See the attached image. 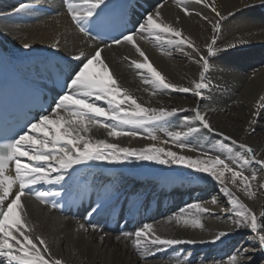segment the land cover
<instances>
[{
    "label": "bare ground",
    "instance_id": "bare-ground-1",
    "mask_svg": "<svg viewBox=\"0 0 264 264\" xmlns=\"http://www.w3.org/2000/svg\"><path fill=\"white\" fill-rule=\"evenodd\" d=\"M20 3L28 4L29 7L21 13L8 15ZM208 3H214L226 19L221 21V30L216 34L215 47L220 51L209 57L210 67L206 77L211 81L212 87L205 91L202 101L190 93L171 90L151 96L150 85H145L141 79V74L150 75L147 69L137 70L131 65L132 59L143 60L131 45H113L105 49L102 56L118 78V82L127 88L138 102H144L146 106L151 107L186 109L199 105L202 111H206L207 118L216 131L208 132L201 127L198 133L185 138V142L197 151H181L174 147L171 141L166 147L194 158L203 151L231 161L235 158V153L243 150L231 144L230 140L224 139V136H230L238 142L248 144L264 158V111L253 115L258 111L257 101L264 96V7L258 6V0L255 7L245 6L250 4L251 0H208ZM41 6L49 8L51 12L43 11ZM132 6L130 14L135 27L131 30H135L147 14L160 6L163 18L181 29L183 35L191 39L202 54L207 55L206 45L212 42V26L195 15V12H201L213 22L218 18L204 4H196L194 0H182L181 7L188 8L192 13L187 16L181 11V7H177L174 0H133ZM229 13L234 15L229 16ZM240 38L248 42L235 48L225 47ZM57 39L60 47L53 49L51 44ZM166 39L167 36L157 42L154 38L140 40L137 37L139 46L153 67L167 80L188 86L190 81L198 78L200 66L182 53L176 52L174 48L171 56L161 55L158 45L170 47L166 44ZM25 42L31 47L23 48ZM89 44L93 47L97 44L103 47L104 44L111 43L92 41L79 33L67 15L64 0H0V55L23 77L36 72L40 75L44 66L56 60L71 62L75 67L79 61H73L72 57L81 49L89 51ZM185 50L191 52V49ZM126 56L129 57L128 60L124 59ZM92 70L98 71L95 66ZM146 88L149 91H145ZM191 115L193 113L187 111L168 118L160 125L158 134L162 139H167L165 130L186 131L182 119ZM253 119L256 122L249 127V121ZM193 126L200 127L198 123ZM246 127L249 128L247 132ZM138 131L141 135L135 138L108 139L121 146L134 148H143L153 143L143 138L142 129ZM99 135L104 138L105 134L101 131ZM228 149H232V152ZM252 171L257 172L258 182L264 181V171L260 170L259 165L247 166L245 174L251 175ZM83 178L92 180L104 189L113 190L111 198L117 194L125 195L126 200L133 204H138L145 197L149 202L158 199L156 220L144 224H152L161 236L204 240L206 243L173 245L156 252L154 256L149 255L142 259L132 246V241L122 234L107 232L97 227L94 230L81 218L60 215L56 210L41 205L34 199L26 200L29 219L36 226V232L45 237L53 254L67 264H178V261L182 262L185 258L189 264H227L228 257L243 248L250 250L246 255L251 258V264H264V251L260 250L254 234L249 229L233 227L230 221L233 215L231 206L227 203V197L220 192L221 185L204 173L195 172L183 165L158 164L135 158L121 163L90 161L75 166L60 185L43 186L62 188ZM228 186L232 188V185ZM236 195L252 208L258 217L264 214V188L256 187L255 199H248L243 192H236ZM213 200L216 201L215 204L212 203ZM197 202L206 205L213 213L202 214L204 229L178 225L175 217L184 215L189 218L188 214L195 209H188L187 205ZM181 209H184L183 214ZM169 217H172L171 221ZM77 222L84 223L87 232H77ZM144 224H140V227ZM137 229L127 233H134ZM220 230L228 231L229 234L213 243V234ZM101 236H104L103 242L99 239ZM117 236L121 237L119 241Z\"/></svg>",
    "mask_w": 264,
    "mask_h": 264
},
{
    "label": "snow or ice",
    "instance_id": "snow-or-ice-1",
    "mask_svg": "<svg viewBox=\"0 0 264 264\" xmlns=\"http://www.w3.org/2000/svg\"><path fill=\"white\" fill-rule=\"evenodd\" d=\"M177 7H181L182 0H174ZM196 4H204L215 14V22L201 12H195L202 20L212 26V42L206 45L207 55L201 53L193 41L184 36L182 30L167 22L160 10L157 9L145 17L135 30L121 33L111 38V44H98L93 47L87 45L89 51L83 49L72 57L73 61H79L75 67H69L64 82L61 85L62 93L54 99L53 104L46 114H40L38 118L27 121L21 126L20 131L10 136L3 137L0 142V264H67L62 258L55 256L44 236L38 234L35 225L29 219L26 200L34 199L39 204L55 209L59 207L54 202V197L60 196L59 191L45 189L43 185H60L69 175V171L75 166L84 165L90 161H107L109 163H121L135 158L143 161H154L158 164L183 165L198 173H204L218 182L220 192L227 197V203L231 206V224L235 229H249L254 234L260 250L264 251V214L257 216L252 208L241 201L236 192H243L248 199H255L256 187L264 188V181L258 182V174L252 171L246 175L247 166L259 165L264 171V158L261 153L246 143L238 142L230 136H224L231 144L237 145L243 152L235 153V158L228 161L220 155H209L201 151L197 157L180 154L166 147L171 141L172 145L181 151L187 149L195 152L197 149L185 142V138L193 133H198L200 128L215 132L206 111H202L199 105L191 109L177 107H151L138 99L119 82L110 70L106 59L102 56L105 49L113 45H131L139 57L143 60L132 59L131 65L137 70L147 69L150 75L141 74L145 85H150V95L156 96L166 90L179 93H190L199 100L205 98V91L212 87L207 79L209 70V57L215 55L220 49L215 47L216 34L221 30V21L226 17L216 8L215 4H209L208 0H194ZM106 0H64L67 15L70 17L75 29L85 38L95 41L97 37L91 35L87 26L99 15ZM246 7L257 6V0H251ZM258 6L264 7V0H258ZM29 7L20 3L13 8L8 15L18 14ZM184 14L192 13L186 7H181ZM234 13H229V16ZM179 17H177V22ZM167 36L164 48L158 45L161 55L171 56L172 49L182 53L189 60L200 66L198 79L190 81L188 86L169 81L153 64L139 46L140 40L154 38L157 42ZM240 38L235 43L227 44L226 48H235L247 43ZM23 48L31 45L23 43ZM53 49H59L57 39L51 44ZM191 49V52L185 49ZM128 60L129 57H124ZM95 66L98 71H93ZM149 91V89H145ZM97 102H103L97 103ZM258 115L264 111V96L257 101ZM214 109H207L213 111ZM191 111L193 115L184 116L182 124L187 129L177 131L165 130L167 139H162L158 134L162 122L180 112ZM255 119L249 121V127ZM199 124L200 127L193 125ZM143 130V138L153 141L143 148L121 146L112 142L121 137H137L138 131ZM254 131V129H252ZM103 131L104 138L99 135ZM249 131V128H245ZM223 135V133H220ZM231 153L232 149H228ZM254 184L256 187H254ZM41 187H37V186ZM228 185H232L229 188ZM235 189V191H233ZM216 203L215 200L212 201ZM188 209H195L188 214L177 215L175 221L178 225L194 229H204L201 222L202 214H213L212 210L199 202L187 205ZM181 214L184 209H181ZM89 213L88 215H91ZM172 217H169L171 221ZM96 229V225H92ZM84 223L77 222L76 231L87 232ZM229 234L220 230L213 234L212 242L220 241ZM126 239L132 241V246L139 252L142 259L156 252L167 249L173 245L206 243L204 240L178 239L161 236L152 224H144L134 233H122ZM100 241L103 242L104 236ZM116 239L119 241L120 236ZM250 250L243 248L236 250L227 259V264H251V258L246 254ZM178 264H189L187 258Z\"/></svg>",
    "mask_w": 264,
    "mask_h": 264
},
{
    "label": "rangeland",
    "instance_id": "rangeland-1",
    "mask_svg": "<svg viewBox=\"0 0 264 264\" xmlns=\"http://www.w3.org/2000/svg\"><path fill=\"white\" fill-rule=\"evenodd\" d=\"M198 79V78H197ZM259 97V96H258Z\"/></svg>",
    "mask_w": 264,
    "mask_h": 264
}]
</instances>
